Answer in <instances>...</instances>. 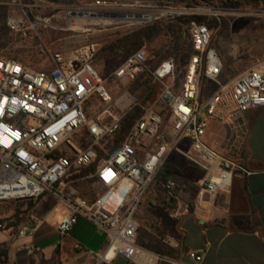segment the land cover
I'll return each mask as SVG.
<instances>
[{"label":"built area","instance_id":"obj_1","mask_svg":"<svg viewBox=\"0 0 264 264\" xmlns=\"http://www.w3.org/2000/svg\"><path fill=\"white\" fill-rule=\"evenodd\" d=\"M117 6L113 0H98L91 9L95 13L79 15L117 18L121 14L114 13ZM7 25L24 38L32 39L37 31V24L22 16L10 17ZM213 40L206 24L189 23L192 55L180 85L174 59L151 70L146 48L131 54L113 78L136 82L148 75L162 89L150 105L135 104L126 112L114 105L97 69V42L70 53L49 52L52 67L41 70L0 53V204L35 202L54 195L69 208L58 226L60 236H66L80 219L107 236L106 250L97 257L100 264H111L118 257L128 264H143V255L151 258L147 263H153L157 257L137 244L136 216L153 189L162 195L160 202L173 206L169 217L179 218L183 203L177 183L167 172L174 152L206 172L199 195L228 190L237 172H247L239 156L247 130L239 119L247 111L264 108V61L232 80H223L225 66ZM204 83L210 86L206 96H202ZM92 104L101 108L90 117ZM212 122L229 129L222 149L207 139ZM81 131L86 140L75 142ZM94 164L95 172L82 175ZM89 181L99 189L86 199L78 185ZM8 226L0 221V231ZM34 234L32 226L18 231L23 240ZM166 243L173 247L176 239L169 237ZM24 249L29 256L41 252L32 241ZM186 256L192 264L204 259L196 251Z\"/></svg>","mask_w":264,"mask_h":264},{"label":"crops","instance_id":"obj_2","mask_svg":"<svg viewBox=\"0 0 264 264\" xmlns=\"http://www.w3.org/2000/svg\"><path fill=\"white\" fill-rule=\"evenodd\" d=\"M239 124L247 130L242 148L247 172H237L228 190L199 195L206 172L180 156L170 158L168 178L177 183V196L183 203L179 218L169 217L173 206L160 202L162 195L153 189L137 213L139 228L146 233L137 244L157 257L151 264H192L188 251L203 254L201 264H264V108L243 113ZM228 135L229 129L210 123L207 139L211 144L222 149ZM198 173L204 174L199 184L195 178ZM84 184L78 185L80 190L85 189ZM33 203L32 208L29 202L0 204V218L10 224L0 231V264H100L97 257L106 250V235L80 219L62 237L58 226L69 215L68 206L51 194ZM24 226L35 228L32 239L18 237ZM169 237L176 239L173 247L166 243ZM30 241L41 248L37 255L29 256L25 251ZM140 260L150 264L151 258L143 255ZM111 264L128 262L118 257Z\"/></svg>","mask_w":264,"mask_h":264},{"label":"rangeland","instance_id":"obj_3","mask_svg":"<svg viewBox=\"0 0 264 264\" xmlns=\"http://www.w3.org/2000/svg\"><path fill=\"white\" fill-rule=\"evenodd\" d=\"M96 1L98 0H44L38 3L34 0H0V53L4 57L16 58L33 69L41 70L52 67L49 52L70 53L88 42H97L100 45L97 69L106 81L114 105L121 112H126L135 104H151L152 92L147 84L149 76L146 75L136 82H128L113 78V72L131 54L142 48L147 49L151 70L161 63L166 56L162 48L167 40L159 28L174 18L204 17L207 19V26L217 23L216 28L210 29L214 33L213 47L225 66L223 80H232L258 61H264V1L258 7L246 6L244 0H239L240 4L236 6L219 7L198 4L201 0H181L177 3L170 0H113L118 5L114 13L140 14L146 18L130 21L120 17L100 18L106 24H99L97 20L100 19L96 16L87 19L78 14L95 13L91 9H94L92 6ZM156 10H167L170 13L161 16ZM14 16H22L28 22L37 24V31L31 34L32 39L24 38L9 29L7 21ZM121 40L122 47L111 52L109 47ZM188 46L191 52L190 43ZM184 72L185 68L182 66L177 80L181 79ZM209 87L207 85L206 92ZM100 108L92 104L88 109L89 116H94ZM85 137V132L81 131L74 137V141L79 142ZM242 148L243 146L239 156L243 158ZM175 157H179L177 152L172 154V158ZM203 176V173L196 175L197 184ZM83 186L85 189H79L80 193L91 198L99 189L90 181ZM204 201H208L207 195ZM57 210L60 214L61 206ZM145 238V231L139 228L137 242ZM104 239L108 240L107 236Z\"/></svg>","mask_w":264,"mask_h":264},{"label":"trees","instance_id":"obj_4","mask_svg":"<svg viewBox=\"0 0 264 264\" xmlns=\"http://www.w3.org/2000/svg\"><path fill=\"white\" fill-rule=\"evenodd\" d=\"M264 0H244V5L246 6H254L258 7L263 3ZM198 4H207L213 6H236L240 4L239 0H201L197 2ZM197 21L201 24H206L207 19L204 17H194V16H181L178 18H174L170 20L169 23L161 26L159 31L164 35L167 40L166 45L162 48L165 52L166 56L162 61H166L169 59H174L177 65V73L180 72V68L183 66L186 68L189 58L192 55V47L191 52L189 51L188 46V25L191 21ZM209 28H216L217 23H211L208 25ZM124 41V40H123ZM122 47V40L118 44H113L109 47L111 52H115ZM185 73V72H184ZM182 81L184 79V75L181 77ZM181 79L177 80V85L182 83ZM148 88L152 92L151 103L156 100L158 97L162 86L158 83H155L151 77L147 79ZM206 88L207 84L204 83V87L202 89L203 96H206ZM126 130V126L122 128V130L118 133L117 137H121L123 131ZM86 140V137L84 138ZM97 164H94L90 169L84 171L82 175H87L96 171ZM30 207L32 208L34 203L29 202ZM0 221L7 222V220L0 218ZM10 226V224H9ZM170 255H175V252L169 253Z\"/></svg>","mask_w":264,"mask_h":264},{"label":"water","instance_id":"obj_5","mask_svg":"<svg viewBox=\"0 0 264 264\" xmlns=\"http://www.w3.org/2000/svg\"><path fill=\"white\" fill-rule=\"evenodd\" d=\"M181 0H170V2L172 3H177V2H180ZM120 18H124V19H128L129 21L130 20H133V19H138L140 18L141 16L139 14H120L119 15ZM136 17V18H135Z\"/></svg>","mask_w":264,"mask_h":264},{"label":"bare ground","instance_id":"obj_6","mask_svg":"<svg viewBox=\"0 0 264 264\" xmlns=\"http://www.w3.org/2000/svg\"><path fill=\"white\" fill-rule=\"evenodd\" d=\"M157 11V10H156ZM158 13H160L161 14V16H164V15H166V14H168V13H170L169 11H167V10H160V11H157ZM79 14V13H78ZM140 15V14H139ZM141 17L140 18H138V19H144V18H146L145 16H143V15H140ZM136 18V17H135ZM151 18V17H150ZM100 19V18H99ZM137 19V18H136ZM134 20V19H133ZM139 20V21H140ZM149 20V19H148ZM154 20V19H153ZM152 21V20H151ZM97 22H99V24L101 23V24H106L107 22L104 20V19H100L99 21L97 20ZM81 27H83V26H81ZM85 32V31H84ZM87 32V31H86Z\"/></svg>","mask_w":264,"mask_h":264}]
</instances>
